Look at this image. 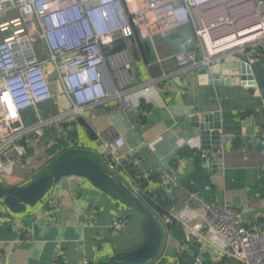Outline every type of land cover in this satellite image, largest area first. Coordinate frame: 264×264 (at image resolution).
I'll use <instances>...</instances> for the list:
<instances>
[{"label":"built area","instance_id":"built-area-1","mask_svg":"<svg viewBox=\"0 0 264 264\" xmlns=\"http://www.w3.org/2000/svg\"><path fill=\"white\" fill-rule=\"evenodd\" d=\"M12 12L16 13L7 18ZM0 17H6L0 21L3 174H11L14 165L25 157L33 133L42 139L43 150L53 159L64 152L59 141L71 143L66 125L76 118L92 127V120L98 117L120 114L129 126L139 125L150 109L135 101L133 95L137 90L149 91L153 83L170 74L163 68L158 78L148 74L142 81L131 49H115L121 39L139 34L154 45L156 36L191 26L193 36L186 48L168 58L157 56L163 66L172 62L180 73H185L184 88L190 72L198 73L202 67L209 70L227 57H237L253 66L264 53V0H0ZM35 42L43 44L46 57ZM223 78L220 76V81ZM62 98L66 106L61 104ZM45 102H51L55 111L43 117L38 107ZM30 107L38 118L27 126L21 111ZM93 130L100 142L105 169L135 194L146 196L161 207L152 210L164 231L172 224L189 227L193 247L182 248L170 264H202L209 247L235 264H264V216L246 221L241 208L229 202L216 206L201 192L182 186L171 168H147L142 145L130 146L113 124ZM238 137L220 130L219 144L202 155L206 172L218 176L224 167L228 141ZM254 138L264 139V128ZM178 195L183 198L181 207H175ZM63 202L49 201V212ZM183 208L204 209L205 227L198 229L187 224L180 215ZM94 215L95 208L88 207L85 219ZM5 222L0 215V230ZM127 222L128 217L120 215L112 221L110 230L117 233ZM10 224L16 231L15 242L33 241L32 229H20L15 218ZM209 231L222 239V246L212 242ZM79 250L82 257L78 264H93L84 247L79 246ZM63 255L62 249L57 248L53 264H62Z\"/></svg>","mask_w":264,"mask_h":264},{"label":"crops","instance_id":"crops-1","mask_svg":"<svg viewBox=\"0 0 264 264\" xmlns=\"http://www.w3.org/2000/svg\"><path fill=\"white\" fill-rule=\"evenodd\" d=\"M182 33L183 30L178 29L167 36L158 35L154 45L146 39L151 47L148 59H144L136 48L133 50L131 41L127 46L137 62L142 81L148 74L158 78L163 68L170 74L168 78L153 83L149 91L137 90L133 95L135 101L150 109L138 126L131 127L122 115L113 114L92 120L93 135L75 121L68 123L67 128L77 141V150L90 153L101 161L100 142L94 136L93 128L102 130L113 124L116 132L121 133L130 146L142 145L147 168H171L185 188L201 192L216 206L229 202L241 208L246 221L258 220L264 216V150L259 148L257 138L256 142L251 139L264 128V101L257 93H264V53L252 66L258 88H247L241 83L225 84L223 81L217 84L201 82L199 71L189 73L188 86L184 88L185 73H180L176 64L171 62L163 66L157 59L158 55L168 58L190 44L192 28L184 31L180 46H175L174 39L182 37ZM192 108H199L201 112H219L221 130L239 136L228 141L224 167L218 171V176L203 168L202 155L207 150L202 148L201 129L186 120ZM247 129L253 133L249 135ZM245 143L248 147H244ZM41 144L42 139L36 134L27 154L14 165L12 173H0L1 181L9 186L25 185L41 170L48 168L53 159ZM177 155L180 160H176ZM58 199H63V204L50 213L49 201ZM90 206L95 208V215L86 220ZM177 206H183L180 195L175 202ZM1 215L6 222L0 230V264H53L57 248L64 253L62 264H78L82 257L79 246L84 247L94 264L116 251L130 250L143 242V215L117 202L87 178L78 175L60 179L43 201L28 207L24 213L12 215L5 211ZM120 215L127 216L128 222L117 233H112L110 224ZM180 215L193 228L205 227L207 212L202 208L196 211L183 208ZM14 218L20 229L33 230V241L15 242L16 231L10 224ZM165 234L163 252L150 264H170L182 248L193 247L189 227L172 224ZM208 236L212 242L223 245L215 232L209 231ZM225 262L235 264L209 247L202 264Z\"/></svg>","mask_w":264,"mask_h":264},{"label":"water","instance_id":"water-1","mask_svg":"<svg viewBox=\"0 0 264 264\" xmlns=\"http://www.w3.org/2000/svg\"><path fill=\"white\" fill-rule=\"evenodd\" d=\"M220 76L224 77L225 84L241 83L247 88H258L252 66L240 62L237 57L224 58L218 66L209 70L202 67L199 70L201 82L217 84L220 83ZM257 93L262 95L264 101V93L260 91ZM189 113L186 118L187 123L201 129L202 148L214 149L220 141L221 114L217 111L201 112L199 108H192ZM247 133L250 135L253 132L247 129ZM251 140L256 142L255 138ZM257 140L259 148L264 150V139L257 138ZM70 175L87 178L117 202L130 206L144 217L141 222L143 242L139 246L130 250L116 251L94 264H150L162 254L166 234L154 211L112 171H107L102 163L84 153L72 158H61L50 167L41 170L25 185L9 186L0 178V212L7 211L12 215L24 213L28 207L43 201L60 179Z\"/></svg>","mask_w":264,"mask_h":264},{"label":"trees","instance_id":"trees-1","mask_svg":"<svg viewBox=\"0 0 264 264\" xmlns=\"http://www.w3.org/2000/svg\"><path fill=\"white\" fill-rule=\"evenodd\" d=\"M130 41L132 43H133V41L136 43L135 48L140 52V54L143 56L144 59H148L151 56V51H150L151 50V47H150V44L148 43V41L146 39H142L139 34H137L135 37H132V38H129V39H121V40H119L117 42V44H116L115 49L126 48L128 46V44L130 43ZM52 108L54 109L53 104H52ZM74 121L80 123L83 126H85V129H87L88 133L90 135H93L91 127L87 124V122L84 119H82V118H76V120H74ZM94 136H96V135H94ZM70 141H71V143H69L66 140H62V141H59L58 142V145L64 148V152H63L62 155H59V156L53 158L52 162L50 163V166L52 164H54L55 162H57L58 160H60L61 158H72V157L76 156L77 154H80L81 152L84 153V154H87V155H90V156L94 157L97 162H100L101 163V161L98 160V158L95 157L94 155H92L90 153H87V152H84V151L77 150L78 144L76 143L77 142L76 139L72 137L71 132H70ZM141 198L144 200V202L151 209H154V210L155 209H161V207L156 206L146 196H141ZM165 206H169L168 203H165ZM1 214H3V212H0V215Z\"/></svg>","mask_w":264,"mask_h":264},{"label":"rangeland","instance_id":"rangeland-1","mask_svg":"<svg viewBox=\"0 0 264 264\" xmlns=\"http://www.w3.org/2000/svg\"><path fill=\"white\" fill-rule=\"evenodd\" d=\"M16 12H12V13H10V14H8V16H7V18H9V16H12V15H14ZM6 17H0V21L1 20H3V19H5ZM191 29V26H189V25H187V26H185V27H182L181 29H179V30H183V33H182V37H180V38H176V39H174V44H175V46L177 45L178 47L180 46V44H181V38L183 39L184 37H185V34H184V31H189ZM174 32H176V30L175 31H173V33ZM184 34V35H183ZM1 35L2 34H0V37H1ZM156 39L155 40H157V38L158 37H155ZM132 40V39H131ZM134 44V45H133ZM133 44H132V48H133V50L135 49V46H136V43L133 41ZM35 47L41 52V55L43 56V57H46V50L45 49H43L44 47H43V44L41 43V42H35ZM49 67H52V66H49ZM61 104L62 105H64V106H66L67 105V103H66V101L62 98L61 99ZM39 111H40V114L44 117H46L48 114H50V113H53L54 112V109L52 108V103L51 102H45V103H42V104H40L39 105ZM21 114H22V119H23V122H24V124L25 125H27V126H30V125H33V124H35V122L37 121V118H38V115L36 114V112H35V109H33L32 107H30V108H27V109H25V110H22L21 111ZM36 134L37 133H33L32 134V142L34 141V139H35V136H36ZM45 151V150H44ZM46 152V151H45ZM20 162V161H19ZM18 163V162H17ZM16 163V164H17ZM54 163V162H53Z\"/></svg>","mask_w":264,"mask_h":264}]
</instances>
